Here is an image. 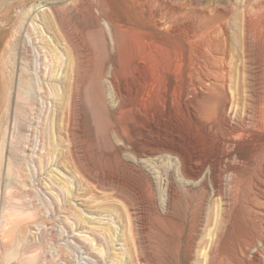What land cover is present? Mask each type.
I'll use <instances>...</instances> for the list:
<instances>
[{"label":"rangeland","instance_id":"374dc122","mask_svg":"<svg viewBox=\"0 0 264 264\" xmlns=\"http://www.w3.org/2000/svg\"><path fill=\"white\" fill-rule=\"evenodd\" d=\"M0 37V264H264V0H0ZM144 41L194 70L167 104Z\"/></svg>","mask_w":264,"mask_h":264},{"label":"bare ground","instance_id":"6f19581e","mask_svg":"<svg viewBox=\"0 0 264 264\" xmlns=\"http://www.w3.org/2000/svg\"><path fill=\"white\" fill-rule=\"evenodd\" d=\"M151 17V16H150ZM152 22V21H151ZM157 22V21H156ZM156 24V23H155ZM250 24V23H249ZM248 25V24H247ZM257 25V24H256ZM156 27V26H155ZM158 27V26H157ZM246 27V26H245ZM156 30V29H155ZM144 33V32H143ZM159 33H161V32H159ZM168 33V32H167ZM175 34V33H174ZM9 35V34H8ZM10 36V35H9ZM169 36H173V25L171 24L170 25V27H169ZM168 37V36H167ZM257 37V36H256ZM1 38V37H0ZM8 38V37H7ZM29 38V37H28ZM171 38V37H170ZM169 38V39H170ZM31 39V38H30ZM29 39V42H31L32 40H30ZM207 39V38H206ZM10 40V39H9ZM139 40V39H138ZM171 40V39H170ZM28 41V40H27ZM26 41V42H27ZM2 43H3V41H2ZM8 43V42H7ZM15 43V42H14ZM156 43V42H155ZM30 44V43H29ZM189 44V43H188ZM143 46H141V52H140V54L138 55H136V57H138V65L136 64L137 63V61H136V65H135V68H134V70H133V72H135V74L134 75H139V76H141L142 77V75H143V79H140L141 77H138V79L136 80V85L138 84L139 86H136L137 88L138 87H140V95H139V97L140 96H147V95H153V96H158L159 94H164V91L166 92V90H164L162 93H160L161 92V85H162V83H163V81L166 79V78H168L167 80L169 81V87H170V90H175V85H176V80H175V78L177 77L178 78V76H179V74L178 75H176V73L180 70V68H179V70L177 71V67H175V65L174 64H176V66H177V64H180V63H178V62H174V64L172 63V60L171 59H168L167 58V56L165 57V56H163V58H161L160 56H159V53H158V50L157 49H154V48H152L151 47V43H149L148 41H144L143 42V44H142ZM156 46V45H155ZM203 47V46H202ZM82 48V47H81ZM193 48V47H192ZM185 51V50H184ZM194 51V50H193ZM204 51V50H203ZM137 52V51H136ZM167 51L165 50V52H164V55H165V53H166ZM190 52H191V50H190ZM203 53V52H202ZM172 54V53H171ZM174 54V53H173ZM193 54V53H192ZM224 54V53H223ZM251 54V53H250ZM176 55V54H175ZM189 55H190V53H189ZM190 57H192L191 55H190ZM135 58V57H134ZM172 58H174V57H172ZM176 58V57H175ZM189 58V57H188ZM187 58V59H188ZM177 59V58H176ZM176 59H174V60H176ZM186 59V60H187ZM182 60V59H181ZM189 60V59H188ZM187 60V61H188ZM193 60V59H192ZM133 61V57L131 58V62ZM176 61H179V60H176ZM180 62V61H179ZM184 62V61H183ZM189 63V62H188ZM191 64V63H190ZM249 64V63H248ZM251 64V63H250ZM39 65V64H38ZM182 66V65H181ZM190 66V65H189ZM248 66V65H247ZM133 67V66H132ZM191 67V66H190ZM175 68H176V72H175ZM184 68V67H183ZM182 68V69H183ZM116 69V68H115ZM181 69V70H182ZM187 69H188V67H187ZM191 69V68H190ZM258 69V68H257ZM193 70V69H192ZM191 70V71H192ZM186 71V70H185ZM189 71V70H188ZM190 71V73H192ZM194 71V70H193ZM180 72V71H179ZM178 72V73H179ZM131 73V72H130ZM182 72H180V74H181ZM184 73V72H183ZM182 73V74H183ZM189 73V72H188ZM187 72H186V74L184 75V76H186L187 74H188ZM189 73V74H190ZM83 74V73H82ZM115 74V73H114ZM188 74V76H190ZM194 74V73H193ZM77 75V74H76ZM133 75V76H134ZM176 75V76H175ZM38 76V75H37ZM174 76H175V78H174ZM182 76V75H181ZM193 76V75H192ZM192 76H190V77H192ZM230 76V75H229ZM86 77V76H85ZM80 78V77H79ZM135 78V77H134ZM176 78V79H177ZM181 78V77H180ZM182 78H184V77H182ZM192 78H194V76L192 77ZM115 79V78H114ZM179 79V78H178ZM185 79V78H184ZM184 79H179V80H184ZM113 80V79H112ZM142 80V81H141ZM188 80V79H187ZM186 80V81H187ZM190 80V79H189ZM36 81V80H35ZM115 81V80H114ZM130 81H132V80H130ZM190 81H193V79L192 80H190ZM126 82V81H125ZM133 82V81H132ZM80 83V82H79ZM134 83V82H133ZM132 83V84H133ZM134 83V84H135ZM168 83V82H167ZM166 83V84H167ZM184 83V82H183ZM183 83H181L182 85H183ZM188 83V85H189V81L187 82ZM187 83H184L185 84V88H186V86H187ZM191 83H193V84H191ZM190 83V85H193V87H194V82H191ZM115 84V83H114ZM113 84V85H114ZM177 84H179L178 82H177ZM125 85V84H124ZM168 85V84H167ZM180 85V84H179ZM164 86V85H163ZM176 86H178V85H176ZM181 86V85H180ZM184 86V85H183ZM136 87H134V88H136ZM179 87V86H178ZM177 87V88H178ZM133 88V87H132ZM136 88V89H137ZM188 88V87H187ZM186 88V89H187ZM118 89V88H117ZM164 89V88H163ZM182 89H183V87H182ZM185 89V90H186ZM190 89H191V87H190ZM201 89V88H200ZM113 90V89H112ZM119 90V89H118ZM132 90V89H131ZM137 90H139V88L137 89ZM136 90V91H137ZM169 90V91H170ZM181 90V89H180ZM179 89L177 90L178 91V93H180L181 91H180ZM125 91V90H124ZM180 91V92H179ZM191 91V90H190ZM133 93H135V91L133 92ZM167 93H168V91H167ZM167 93H165L164 94V97H163V95H162V98H163V100H164V102L167 104L169 101H171V100H169L170 98L169 97H173L172 95L171 96H167L166 94ZM176 93V92H175ZM177 93V94H178ZM190 93V92H189ZM238 93V92H237ZM147 94V95H146ZM181 94V93H180ZM119 95H122V94H119ZM166 95V96H165ZM169 95V94H168ZM116 96V95H115ZM127 96V95H126ZM145 96H144V98H145ZM138 97V96H137ZM159 97H161L160 95H159ZM149 98H151L150 96H149ZM175 98V97H174ZM181 98V97H180ZM122 99V98H121ZM143 99V98H142ZM147 99V98H146ZM145 99V100H146ZM160 99V98H159ZM44 100V99H43ZM140 100V99H139ZM148 100V99H147ZM189 100V99H188ZM192 100V99H191ZM135 101V100H134ZM133 101V102H134ZM144 101V100H143ZM150 101V100H149ZM160 101H162V100H160ZM183 101V100H182ZM187 101V100H186ZM256 101V100H255ZM48 102V101H47ZM137 102H138V100H137ZM140 102H141V100L139 101V104H140ZM181 102V101H180ZM261 102V101H260ZM143 103H145V102H143ZM146 103H147V101H146ZM151 103V102H150ZM158 103H160L159 101H158ZM158 103H155V104H157V105H159ZM162 103V102H161ZM174 102L172 101V104H173ZM178 103V102H177ZM37 104V103H36ZM175 104V103H174ZM173 104V105H174ZM183 104V103H182ZM141 105V104H140ZM161 105V104H160ZM163 105H164V103H163ZM169 105V104H168ZM185 105V104H184ZM136 106V105H135ZM143 106V105H142ZM147 106V105H146ZM146 106H143L144 108L146 107ZM150 106V105H149ZM171 105H169V107H170ZM38 107V106H37ZM139 107V106H138ZM163 107V106H162ZM161 107V108H162ZM150 109V108H149ZM162 109H165V108H162ZM174 109V108H173ZM176 109V108H175ZM191 108H189V110H190ZM259 109V108H258ZM118 110V109H117ZM157 110H158V108H157ZM261 110V109H260ZM168 111V110H167ZM170 111V110H169ZM119 112V111H118ZM148 112V111H147ZM162 112V111H161ZM164 112V111H163ZM167 113V112H166ZM239 113V112H238ZM142 114V113H141ZM148 114V113H147ZM150 115V114H149ZM71 116V115H70ZM75 116V115H74ZM151 116V115H150ZM248 116V115H247ZM147 117V116H146ZM75 118V117H74ZM160 118V117H159ZM259 119H257V118H254V119H252V118H250V121H249V126H251L253 129L255 128H257L258 127V123H259V121H258ZM234 124V123H233ZM236 124V123H235ZM135 125V124H134ZM155 125V124H154ZM140 126V125H139ZM151 126V125H150ZM230 126V125H229ZM151 128V127H150ZM230 128L231 129H229V131L231 130V132H232V130H234L235 132H236V139H239V138H241L242 136H244V135H246L249 131L248 130H246V129H242V130H236L234 127H232V126H230ZM246 128V127H245ZM136 130V129H135ZM142 130V129H141ZM164 131V130H163ZM253 131V130H252ZM262 131V130H261ZM121 134V133H120ZM141 136V135H140ZM137 137V136H136ZM259 137V136H258ZM234 138V139H235ZM161 139V138H160ZM6 141V140H5ZM150 141V140H149ZM168 142V141H167ZM159 147V146H158ZM139 148V147H138ZM176 149V148H175ZM162 150V149H161ZM180 150V149H179ZM167 151V150H166ZM172 151V150H171ZM181 153V152H180ZM184 153V152H183ZM181 156V155H180ZM185 157V156H184ZM183 156H182V158H180V159H183L184 158ZM184 161V160H183ZM183 163V162H182ZM183 165V164H182ZM226 166V165H225ZM231 167V166H230ZM135 168V167H134ZM232 168V167H231ZM130 171V170H129ZM230 171H232V169H230ZM188 173V172H187ZM233 173V172H232ZM236 173V172H235ZM227 174V173H226ZM171 175V174H170ZM238 175V174H237ZM186 176V175H185ZM238 178V177H237ZM233 179V178H232ZM140 181V180H139ZM118 190V189H117ZM153 193V192H152ZM136 196V195H135Z\"/></svg>","mask_w":264,"mask_h":264}]
</instances>
